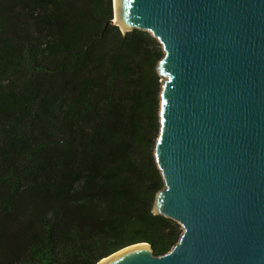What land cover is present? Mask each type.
Listing matches in <instances>:
<instances>
[{"label": "trees", "instance_id": "1", "mask_svg": "<svg viewBox=\"0 0 264 264\" xmlns=\"http://www.w3.org/2000/svg\"><path fill=\"white\" fill-rule=\"evenodd\" d=\"M113 0H0V264H98L181 225L153 212L164 51Z\"/></svg>", "mask_w": 264, "mask_h": 264}, {"label": "water", "instance_id": "2", "mask_svg": "<svg viewBox=\"0 0 264 264\" xmlns=\"http://www.w3.org/2000/svg\"><path fill=\"white\" fill-rule=\"evenodd\" d=\"M112 23L162 45L153 212L184 232L98 264H264V0H114Z\"/></svg>", "mask_w": 264, "mask_h": 264}, {"label": "rangeland", "instance_id": "3", "mask_svg": "<svg viewBox=\"0 0 264 264\" xmlns=\"http://www.w3.org/2000/svg\"><path fill=\"white\" fill-rule=\"evenodd\" d=\"M113 3H114V0H113ZM162 80H163V78H162Z\"/></svg>", "mask_w": 264, "mask_h": 264}]
</instances>
